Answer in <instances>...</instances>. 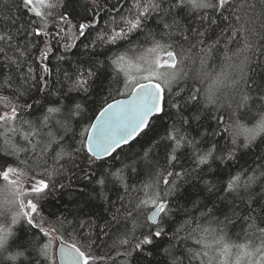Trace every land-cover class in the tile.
I'll return each instance as SVG.
<instances>
[{"label":"trees","instance_id":"trees-1","mask_svg":"<svg viewBox=\"0 0 264 264\" xmlns=\"http://www.w3.org/2000/svg\"><path fill=\"white\" fill-rule=\"evenodd\" d=\"M154 47L173 58L159 112L93 157V120L128 94L117 58ZM263 121L264 0H0V264H53L43 229L85 264L260 251ZM13 170L41 188L10 197Z\"/></svg>","mask_w":264,"mask_h":264},{"label":"water","instance_id":"water-1","mask_svg":"<svg viewBox=\"0 0 264 264\" xmlns=\"http://www.w3.org/2000/svg\"><path fill=\"white\" fill-rule=\"evenodd\" d=\"M168 60L173 61L172 56ZM161 100L160 88L143 84L104 107L93 120L87 135L91 155L104 158L116 147L129 142L159 112ZM160 211L159 206L151 209L148 214L151 223H157ZM55 260L56 264H85L83 254L76 247L61 241L55 248Z\"/></svg>","mask_w":264,"mask_h":264},{"label":"rangeland","instance_id":"rangeland-1","mask_svg":"<svg viewBox=\"0 0 264 264\" xmlns=\"http://www.w3.org/2000/svg\"><path fill=\"white\" fill-rule=\"evenodd\" d=\"M26 2L34 13L39 14L48 0H26ZM168 56L169 53L164 51L162 47H154L150 50L148 58L139 60H130L126 57L117 58V66L122 69L127 76H125L126 84L123 91L129 93L135 86L144 83H153L164 91L165 86L170 81V75L167 76L166 74L172 71V69L168 68L171 63L167 60ZM13 113V108H8L4 116L9 117ZM262 129H264V121L260 124L258 131ZM5 176L11 187L15 190L14 194H10V197H13L16 193L18 201H21L22 194L34 192L42 186L41 183L26 178L20 171L13 170L6 173ZM16 191L20 193L17 194ZM31 210L32 204L29 201H22L20 202V207H18V215H24L28 218ZM43 232L50 237L47 245L48 256L51 258L53 264H56L55 248L60 240L50 230L43 229ZM216 255V260L214 256H210L209 261L212 262L215 260L214 264H264V248L260 251H255L252 248L246 247L233 250L230 249V247L221 246L218 248Z\"/></svg>","mask_w":264,"mask_h":264},{"label":"bare ground","instance_id":"bare-ground-1","mask_svg":"<svg viewBox=\"0 0 264 264\" xmlns=\"http://www.w3.org/2000/svg\"><path fill=\"white\" fill-rule=\"evenodd\" d=\"M172 62V61H171ZM146 84H152V85H154L153 83H146ZM146 84H144V85H146ZM143 85V84H142ZM154 86H156V85H154ZM106 107V106H105Z\"/></svg>","mask_w":264,"mask_h":264}]
</instances>
